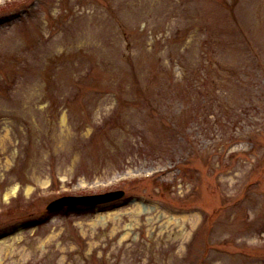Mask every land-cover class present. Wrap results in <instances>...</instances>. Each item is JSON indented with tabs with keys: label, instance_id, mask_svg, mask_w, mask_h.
<instances>
[{
	"label": "rangeland",
	"instance_id": "374dc122",
	"mask_svg": "<svg viewBox=\"0 0 264 264\" xmlns=\"http://www.w3.org/2000/svg\"><path fill=\"white\" fill-rule=\"evenodd\" d=\"M0 264H264V0H0Z\"/></svg>",
	"mask_w": 264,
	"mask_h": 264
},
{
	"label": "water",
	"instance_id": "95a60500",
	"mask_svg": "<svg viewBox=\"0 0 264 264\" xmlns=\"http://www.w3.org/2000/svg\"><path fill=\"white\" fill-rule=\"evenodd\" d=\"M124 195L123 190L111 191L103 194L94 195H81V196H63L53 200L49 204V208L63 206V205H75V204H97L101 202L111 201L120 198Z\"/></svg>",
	"mask_w": 264,
	"mask_h": 264
},
{
	"label": "bare ground",
	"instance_id": "6f19581e",
	"mask_svg": "<svg viewBox=\"0 0 264 264\" xmlns=\"http://www.w3.org/2000/svg\"><path fill=\"white\" fill-rule=\"evenodd\" d=\"M47 181H45L44 183H46ZM31 188V187H30ZM17 191V186H15V188H14V192H16ZM146 208V207H145Z\"/></svg>",
	"mask_w": 264,
	"mask_h": 264
}]
</instances>
